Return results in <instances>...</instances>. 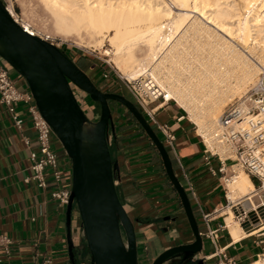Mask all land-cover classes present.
Returning a JSON list of instances; mask_svg holds the SVG:
<instances>
[{
	"label": "crops",
	"instance_id": "1",
	"mask_svg": "<svg viewBox=\"0 0 264 264\" xmlns=\"http://www.w3.org/2000/svg\"><path fill=\"white\" fill-rule=\"evenodd\" d=\"M72 60L90 78L101 79V75L98 76L101 71L98 69L101 66L98 61L80 53H76ZM9 76L19 88L27 89L22 77L11 76L10 73ZM104 83L105 88L121 92L126 90L115 75ZM115 109L109 150L112 148V160H118L121 167L117 192L127 202L128 211L136 220L137 245H144L145 259L147 264H151L164 250L190 243L193 236L155 147L125 109ZM17 112L23 120L22 131L14 127L9 114L0 105V235L12 240L6 249L0 247V264H70L66 240V207H59L51 199L50 193L55 187L49 184L44 192L35 181H24L31 175L28 170L31 164L30 153H37L38 147L36 132L25 106L20 104ZM155 119L158 123L170 125L175 135V153L167 151L174 172L191 202L200 233L206 232L201 213H213L216 209L210 223L213 229H220L216 246L203 236L202 252L184 264L254 262L257 255L264 254V240L261 239L264 235L257 233L233 242L228 229L223 228V191L218 177L211 176L202 163L203 148L193 131L192 123H188L185 116L170 103L158 108ZM150 125L154 128V125ZM24 139H27L28 145ZM52 144L64 172L62 186L69 188L70 160L55 137ZM47 182L50 183V176H47ZM188 183L193 186L198 203L192 198ZM171 217L172 220L168 221ZM72 224L79 228L77 216H74ZM73 251L78 263L88 258L86 244L80 236Z\"/></svg>",
	"mask_w": 264,
	"mask_h": 264
},
{
	"label": "bare ground",
	"instance_id": "2",
	"mask_svg": "<svg viewBox=\"0 0 264 264\" xmlns=\"http://www.w3.org/2000/svg\"><path fill=\"white\" fill-rule=\"evenodd\" d=\"M30 1L47 17L50 29L45 30L72 37L94 50L107 42L110 49L103 53L123 79L153 78L165 96L154 111L172 101L209 150L222 160L231 155L215 138L219 110L264 75V0ZM21 24L27 32L36 29L30 23ZM231 169L234 174L225 183L229 201L245 198L254 206L249 214H264L260 194H255L248 174L235 166ZM224 213L233 242L264 235V218L259 227L245 228L246 232L232 209ZM251 264H264V254Z\"/></svg>",
	"mask_w": 264,
	"mask_h": 264
},
{
	"label": "water",
	"instance_id": "3",
	"mask_svg": "<svg viewBox=\"0 0 264 264\" xmlns=\"http://www.w3.org/2000/svg\"><path fill=\"white\" fill-rule=\"evenodd\" d=\"M0 61L24 79L43 119L70 160L71 193L65 213L70 264H85L87 260V264H138L134 218L119 199L121 167L118 160H112L109 150L107 127L112 115L108 100L122 104L155 147L193 235V241L163 251L151 264H165L175 257L186 263L202 252L204 241L188 195L167 149L142 113L123 96L100 92L59 48L24 31L1 0ZM71 84L100 102L98 121H91L84 113ZM241 207L245 212L251 209L249 201H243ZM74 216L80 223L78 229L72 224ZM79 236L88 250V258L81 263L73 251Z\"/></svg>",
	"mask_w": 264,
	"mask_h": 264
},
{
	"label": "built area",
	"instance_id": "4",
	"mask_svg": "<svg viewBox=\"0 0 264 264\" xmlns=\"http://www.w3.org/2000/svg\"><path fill=\"white\" fill-rule=\"evenodd\" d=\"M1 1L7 9L9 7L13 9L12 5L8 4L7 0ZM13 19L16 20L15 18ZM18 23L25 31L21 21ZM34 32L35 31L27 33L53 44L51 38L47 35ZM108 66L114 71L119 80L122 81L126 90L130 93L136 106L147 121L154 125L155 131L161 136L160 140L165 148L175 153L176 138L171 131V126L158 123L155 119L156 111H154V109L156 104L164 100L165 96L162 94L153 78L148 75L137 80L129 81L123 79L109 64ZM101 78L106 80L108 76L102 73ZM166 103H172V101H166ZM20 104L25 106L26 113L36 132L38 147L37 153H30L31 164L28 170L31 175L26 177L24 181H35L37 186L44 192L49 187V184L53 185L55 189L50 193L51 199L55 201L59 207H66L70 199L71 186L69 188L62 186L64 172L59 165L58 156L52 148L55 135L51 127L43 119L28 87L27 89L19 88L17 83L10 78L9 71L0 61V105L5 108L14 127L18 131H22L23 124V120L17 112V108ZM217 126L218 132L215 138L221 144L229 148L231 155L222 160L218 153L209 150L207 145L203 142V139L199 136L203 148L202 163L208 169L209 174L218 177L220 181L224 196V205L221 207V210L224 207L232 209L235 214V219L241 226L246 225L245 228L249 231L257 224H261L260 220L262 218L260 215L263 216L264 214L260 213V215H257L256 212L253 211L254 217L250 219L248 216L249 213L243 211L241 207V203L245 201V198L238 200L237 203L230 202L227 198L228 190L225 187V183L230 180L234 174V171L231 169L232 166L246 172L250 179L256 183L255 194H260L259 204H262V209L264 210V75L237 99V101L233 102L222 112L217 121ZM24 141L26 145L29 144L27 139H24ZM214 162L217 163V169L213 166ZM180 167L182 168L181 165ZM47 176H50V183L47 182ZM188 189L191 192L192 198L198 203L197 194L193 186L189 183ZM251 209L254 210L253 205H251ZM212 212L213 213H201L202 219L206 224V232L204 234L201 233V236L206 237L216 246L220 229H213L210 226L212 221L211 218L216 212V209ZM224 227L225 224H223V228ZM11 244L12 240L10 238L0 235V247L6 249ZM258 256L260 255H257V257ZM229 264L232 263L229 262Z\"/></svg>",
	"mask_w": 264,
	"mask_h": 264
},
{
	"label": "rangeland",
	"instance_id": "5",
	"mask_svg": "<svg viewBox=\"0 0 264 264\" xmlns=\"http://www.w3.org/2000/svg\"><path fill=\"white\" fill-rule=\"evenodd\" d=\"M9 5H12L13 7V12L15 14V17L19 20V21H24L26 23H30L33 26V29H35L34 31H40L41 34L43 35H47V36H51V41L53 42V44L59 48L62 51H67L69 52L72 57H74L76 55V53H80L83 54L85 56L90 57L91 59L98 61L101 66L98 69H101L100 74L98 76H100L102 73H105L108 78L106 80H110L112 79V75L116 74L114 73V71L108 66V64L114 69L112 63L110 62V57H106L104 55V51L105 50H109L110 47L108 45L107 42H105V44L100 48V49H96L94 50L93 48H88L85 44H84V40H82L83 43L80 44L79 41H75L74 38H70L68 36H63L61 34H56L51 32L50 30H45L44 28L46 27L47 29H50V25H49V21L47 20V17L41 12V10L35 6V3L30 1V0H7ZM30 2V3H29ZM29 3V4H28ZM33 3V4H32ZM36 7V8H35ZM35 9V10H34ZM39 9V10H38ZM35 14V15H34ZM42 16V17H41ZM44 16V17H43ZM45 19V20H44ZM48 33V34H46ZM86 41V40H85ZM76 44H75V43ZM86 43V42H85ZM75 53V54H74ZM108 63V64H107ZM115 70V69H114ZM116 71V70H115ZM264 71V70H263ZM117 72V71H116ZM11 76H15L17 75V73L13 70L9 71ZM118 73V72H117ZM119 74V73H118ZM263 74H260L254 81L253 83L247 85L239 94H237L231 101H229L224 107L221 108V110H219V117L221 116L222 112L229 107L233 102L237 101V99H239L247 90L250 89V87L259 79L262 77ZM122 77V76H121ZM100 78V77H98ZM123 78V77H122ZM102 79V78H101ZM126 79V78H124ZM123 93H125L126 95H128L129 97H131L130 93L124 89ZM172 104L174 107H176L181 115L185 116V120L188 121L187 119V115L184 114L177 106L175 103H170ZM158 105V104H157ZM86 115H88V113L86 112ZM89 116V115H88ZM188 123H190L188 121ZM191 124V123H190ZM193 127V131L194 133H196V128L193 124H191ZM197 135V133H196ZM159 138L161 139V136L158 135ZM198 136V135H197ZM199 138V136H198ZM200 139V138H199ZM55 140L56 137H55ZM58 142V140H57ZM52 148H53V144H52ZM54 150V148H53ZM112 152V148L110 149V154ZM111 156H113V153L111 154ZM213 166L215 169H217V163H213ZM236 172V169H235ZM71 173V170H70ZM178 177V176H177ZM168 179V178H167ZM169 181V180H168ZM253 184L255 185L256 183H254L255 181H252ZM170 183V182H169ZM173 188V187H172ZM186 191V190H185ZM227 208H223L222 210H225ZM260 213L263 212H259ZM250 219H252L253 217L249 214L248 215ZM261 218L263 219L264 217L262 215H260ZM262 224V223H261ZM260 224V225H261ZM259 224H257L256 226L253 227V229L255 230L257 227L260 226ZM243 228V227H242ZM245 230V228H243ZM246 231V230H245ZM247 232V231H246ZM262 240H264V236L261 237ZM137 256H138V264H147V260L145 259L146 256V251L144 249V245H139L138 249H137Z\"/></svg>",
	"mask_w": 264,
	"mask_h": 264
},
{
	"label": "flooded vegetation",
	"instance_id": "6",
	"mask_svg": "<svg viewBox=\"0 0 264 264\" xmlns=\"http://www.w3.org/2000/svg\"><path fill=\"white\" fill-rule=\"evenodd\" d=\"M62 51V50H61ZM72 62V55L67 52V51H62ZM75 64V63H74ZM76 65V64H75ZM77 66V65H76ZM78 67V66H77ZM79 68V67H78ZM89 77V76H88ZM90 78V77H89ZM91 82L94 84V86L102 93H110V94H117V95H120V96H123L126 100L130 101L131 103H133L135 106V102L131 97H129L128 95H126L125 93L121 92V91H115V90H112L111 88H105V86H103V84H105V80L104 79H93V78H90ZM71 87H72V90L74 92V95L78 101V103L80 104L82 110L84 111V113L86 114V112L88 113L89 117L91 118V121H98L100 116H101V104L100 102H95L90 94L86 93L85 91L79 89L78 87H76L75 85L71 84ZM108 105H109V108H110V111H111V115H112V119L109 121L108 123V127H107V133L108 135L110 134H113V123H114V115L116 113V107H121L123 109L126 110V108L116 102V101H113V100H108ZM137 107V106H136ZM138 108V107H137ZM139 110V109H138ZM127 111V110H126ZM140 111V110H139ZM128 112V111H127ZM141 112V111H140ZM129 113V112H128ZM142 113V112H141ZM130 114V113H129ZM143 115V114H142ZM145 118V117H144ZM146 119V118H145ZM147 120V119H146ZM148 122V121H147ZM149 123V122H148ZM150 124V123H149ZM140 127V125H139ZM152 127V126H151ZM141 128V127H140ZM153 128V127H152ZM142 129V128H141ZM153 130L155 131V129L153 128ZM156 132V131H155ZM157 134V132H156ZM120 201L126 206L127 209H129V206L122 200L121 196L119 197ZM186 219V218H185ZM172 220V217L169 218L168 221H171ZM148 222V221H147ZM136 223V220L134 219V225ZM189 226V225H188ZM190 229V227H189ZM190 232H191V229H190ZM192 234V232H191ZM193 236V235H192ZM180 245H183V244H179V245H174L172 247H177V246H180ZM172 247H169L168 249L172 248ZM167 250V249H166ZM165 251V250H164ZM196 256H194L192 259H194ZM191 259V260H192ZM88 260L85 261V264H87ZM165 264H184V261L181 260V258L179 257H175L173 258L172 260H169L167 261Z\"/></svg>",
	"mask_w": 264,
	"mask_h": 264
},
{
	"label": "trees",
	"instance_id": "7",
	"mask_svg": "<svg viewBox=\"0 0 264 264\" xmlns=\"http://www.w3.org/2000/svg\"><path fill=\"white\" fill-rule=\"evenodd\" d=\"M144 116V115H143ZM145 117V116H144ZM158 135V134H157ZM159 137V136H158ZM160 139V138H159ZM255 183V182H254Z\"/></svg>",
	"mask_w": 264,
	"mask_h": 264
}]
</instances>
